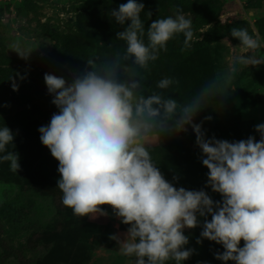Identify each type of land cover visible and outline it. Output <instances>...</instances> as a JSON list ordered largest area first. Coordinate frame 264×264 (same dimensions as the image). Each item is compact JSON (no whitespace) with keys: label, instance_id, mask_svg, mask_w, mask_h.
Returning <instances> with one entry per match:
<instances>
[{"label":"rangeland","instance_id":"374dc122","mask_svg":"<svg viewBox=\"0 0 264 264\" xmlns=\"http://www.w3.org/2000/svg\"><path fill=\"white\" fill-rule=\"evenodd\" d=\"M123 1L0 0V127L13 132L7 151L18 154L20 165L15 173L10 162H0V236L28 264H135V257L121 255L120 244L110 238L115 235L122 241L130 226L121 222L111 206H100L106 214L81 218L63 205V194L56 187L59 162L41 143L38 131L59 111L52 103L53 94L47 91L44 74L71 83L91 70L87 60L111 59L116 52L125 51V41L116 37L124 27L110 14L112 7ZM137 2L144 4L140 18L145 43L152 21L178 13L191 20L193 31L189 47L184 46V35L178 34L147 69L138 70L144 77L145 95L158 92L172 95L180 103L191 100L209 81L227 71L232 58L240 53V41L230 35L233 27L247 29L264 43V0ZM17 51L30 52L22 58ZM257 55L264 56V48ZM236 67L227 95L214 97L193 118L205 139L224 140L226 135L228 142L249 136L261 139L256 125L264 124V64ZM166 77L178 83L158 89V81ZM13 83L18 90H13ZM186 127V132L162 133L161 138H155L148 146L152 160L173 186L191 182L196 174L204 178L203 188L207 185L202 190L214 202L222 201L221 194L207 184L208 169L202 164L205 157L191 126ZM198 219L200 225L184 229L189 237L186 249L193 246V235L201 233L204 220L210 221L211 215H198ZM200 233L199 248L182 264H235L217 259L223 246L200 237ZM243 243L241 240L240 246ZM0 264L22 263L14 257L4 258L0 246Z\"/></svg>","mask_w":264,"mask_h":264},{"label":"clouds","instance_id":"9594fccd","mask_svg":"<svg viewBox=\"0 0 264 264\" xmlns=\"http://www.w3.org/2000/svg\"><path fill=\"white\" fill-rule=\"evenodd\" d=\"M143 9V3L127 0L110 12L119 25L130 21L116 33L126 43L123 53L116 52L111 59L87 60L91 70L71 83L44 74L47 91L53 94L52 103L59 111L38 129L39 139L59 162L56 187L63 194L62 203L81 218L106 214L100 206H111L121 222L130 226L122 241L115 235L110 238L120 244L121 255L135 257V264H182L194 251L185 248L189 237L184 229L197 227L201 223L198 215L208 214L211 220H204L200 237L223 246L217 259L264 264V124L256 125L259 141L249 136L228 142L205 139L201 125L193 123L198 111L214 97L227 95L237 64H264V56L257 55L264 43L247 29L233 27L230 35L240 41V53L232 58L227 71L191 100L180 103L172 95L158 92L145 95L144 77L138 70L147 69L178 34L184 35V46L189 47L193 31L191 20L178 13L152 21L145 43ZM29 52L18 53L27 58ZM129 60L130 64L125 63ZM173 83L178 81L166 77L156 87L166 90ZM12 87L18 90L15 83ZM186 126L196 134V144L205 157L207 184L221 194L222 201L214 202L204 190L174 187L152 160L150 143L162 133L186 132ZM13 137L7 126L0 127V153H6L0 162H10V170L17 173L18 154L7 151Z\"/></svg>","mask_w":264,"mask_h":264},{"label":"trees","instance_id":"16d2710c","mask_svg":"<svg viewBox=\"0 0 264 264\" xmlns=\"http://www.w3.org/2000/svg\"><path fill=\"white\" fill-rule=\"evenodd\" d=\"M122 3H127V0H124L121 3H119L117 5H114L112 8L118 9L119 5L122 4ZM128 23H130V21H126L125 25L127 26ZM125 25H123V27H126ZM223 139L228 141L229 140V136H227V135L223 136ZM194 159H195V157H194ZM193 169H195V168H193ZM190 179H191L194 191L207 189V185H205V187L203 188V183H204L203 181H205L203 177H200V176H197L196 174H193V177L190 178ZM199 233L200 232H195V234L193 235L194 244H193V246H187L188 248H191L193 250L196 249V247L199 248V243L197 242V235ZM0 246L2 248V252H3V257L4 258L14 257V258L18 259L22 264H28V261L18 251L8 247V245L4 242V240L1 238V236H0ZM201 254H203L202 251L200 252V255Z\"/></svg>","mask_w":264,"mask_h":264},{"label":"crops","instance_id":"0c3cea01","mask_svg":"<svg viewBox=\"0 0 264 264\" xmlns=\"http://www.w3.org/2000/svg\"><path fill=\"white\" fill-rule=\"evenodd\" d=\"M174 187H176V188L183 187V188H185L186 190H193L192 183L189 182V181L176 183V184L174 185Z\"/></svg>","mask_w":264,"mask_h":264}]
</instances>
